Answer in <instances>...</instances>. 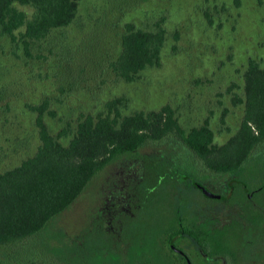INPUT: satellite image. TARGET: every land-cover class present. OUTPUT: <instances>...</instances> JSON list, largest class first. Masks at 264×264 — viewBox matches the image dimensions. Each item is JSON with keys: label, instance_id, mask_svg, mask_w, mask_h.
Segmentation results:
<instances>
[{"label": "rangeland", "instance_id": "374dc122", "mask_svg": "<svg viewBox=\"0 0 264 264\" xmlns=\"http://www.w3.org/2000/svg\"><path fill=\"white\" fill-rule=\"evenodd\" d=\"M160 16L167 30L160 65L139 71L130 82L116 76L108 62L117 54L124 24L152 28ZM31 51L27 56L0 37V171L36 150L35 113L26 104L44 98L55 112L44 117L53 133L67 121L74 124L80 113H96L108 100L122 97V114L168 103L185 129L207 118L214 141L222 144L241 122L243 105L232 103L230 91L243 94L247 59L264 65V0H80L73 23L35 42ZM253 167L254 160L248 173ZM256 198L264 199V192H256ZM81 211L80 202H73L58 218L61 233L46 248L39 249L43 242L32 243L17 255L35 250L34 259L62 263L55 248L59 255L84 256L96 244L88 235L80 243L75 240ZM62 227L71 240L62 235ZM5 257L0 253V264L20 259Z\"/></svg>", "mask_w": 264, "mask_h": 264}, {"label": "trees", "instance_id": "16d2710c", "mask_svg": "<svg viewBox=\"0 0 264 264\" xmlns=\"http://www.w3.org/2000/svg\"><path fill=\"white\" fill-rule=\"evenodd\" d=\"M234 2L239 4V0ZM79 3L80 0H0V37L8 38L25 55L32 56V44L73 23ZM163 20L160 16L152 28L137 27L132 21L124 24L117 54L108 62L116 76L130 82L139 71L160 65L167 39ZM173 36L177 37V31ZM242 80V95L230 89L232 103L243 105L241 122L222 144L214 141L207 118L185 129L168 103L156 110L122 114L120 105L124 99L113 98L102 110L80 113L74 124L67 121L55 133L44 120L47 114L55 115L48 99L27 103V109L35 113L39 144L18 164L0 171V253L6 254L7 261L19 257L18 264H62L32 258L35 250L20 256L17 251L28 250L26 247L32 243L42 245L41 242L39 249L46 248L61 230L59 216L89 186L92 177L110 161L124 154L134 155L140 148L181 144L194 149L212 168L223 167L231 172L254 160V173L259 175L260 189L264 191V65L249 57ZM52 251L61 257L55 248Z\"/></svg>", "mask_w": 264, "mask_h": 264}, {"label": "flooded vegetation", "instance_id": "af4514ba", "mask_svg": "<svg viewBox=\"0 0 264 264\" xmlns=\"http://www.w3.org/2000/svg\"><path fill=\"white\" fill-rule=\"evenodd\" d=\"M135 152L110 161L75 199V240L88 235L96 246L62 254V264H264L254 167L212 168L181 144Z\"/></svg>", "mask_w": 264, "mask_h": 264}, {"label": "water", "instance_id": "95a60500", "mask_svg": "<svg viewBox=\"0 0 264 264\" xmlns=\"http://www.w3.org/2000/svg\"><path fill=\"white\" fill-rule=\"evenodd\" d=\"M203 189H204V188H203ZM204 191H205V193H206V194H208V195H214V194H212V193L208 192V191H207V190H205V189H204Z\"/></svg>", "mask_w": 264, "mask_h": 264}]
</instances>
